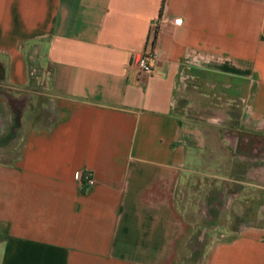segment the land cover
Returning a JSON list of instances; mask_svg holds the SVG:
<instances>
[{
    "label": "crops",
    "instance_id": "crops-1",
    "mask_svg": "<svg viewBox=\"0 0 264 264\" xmlns=\"http://www.w3.org/2000/svg\"><path fill=\"white\" fill-rule=\"evenodd\" d=\"M40 59L56 120L16 124ZM224 134L264 143V0H0V264H177V189ZM203 264H264V224Z\"/></svg>",
    "mask_w": 264,
    "mask_h": 264
},
{
    "label": "rangeland",
    "instance_id": "rangeland-1",
    "mask_svg": "<svg viewBox=\"0 0 264 264\" xmlns=\"http://www.w3.org/2000/svg\"><path fill=\"white\" fill-rule=\"evenodd\" d=\"M50 72L40 59L29 91L11 99L16 124L26 122L21 118L24 111L31 123L50 125L56 120L58 103L50 89ZM222 136L224 141L186 170L177 189V206L190 224L177 264H203L213 244L237 236L244 227L264 224V143L244 135ZM3 153L0 146V164ZM249 171L256 175L253 181L247 178Z\"/></svg>",
    "mask_w": 264,
    "mask_h": 264
},
{
    "label": "built area",
    "instance_id": "built-area-1",
    "mask_svg": "<svg viewBox=\"0 0 264 264\" xmlns=\"http://www.w3.org/2000/svg\"><path fill=\"white\" fill-rule=\"evenodd\" d=\"M168 22H171L165 18H160L155 25L156 29H160V27ZM197 58H199L198 55H195ZM158 53L154 48H150L148 50H146L143 55L141 56V59L139 60L138 64H137V68L139 69V71L141 73L144 74H151L154 69H155V65L158 61ZM188 66H191L192 64L187 62ZM185 80L186 77L182 76L181 77V87H185ZM76 179L80 182H84L87 181V183L89 185H94L95 184V179L93 177V174L90 172H84V171H79L76 173L75 175Z\"/></svg>",
    "mask_w": 264,
    "mask_h": 264
}]
</instances>
